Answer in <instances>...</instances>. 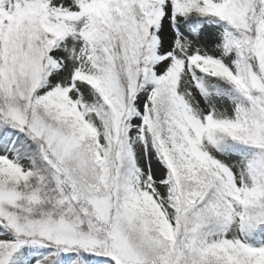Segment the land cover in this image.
<instances>
[{
  "label": "snow or ice",
  "instance_id": "obj_1",
  "mask_svg": "<svg viewBox=\"0 0 264 264\" xmlns=\"http://www.w3.org/2000/svg\"><path fill=\"white\" fill-rule=\"evenodd\" d=\"M0 264H264V0H0Z\"/></svg>",
  "mask_w": 264,
  "mask_h": 264
}]
</instances>
